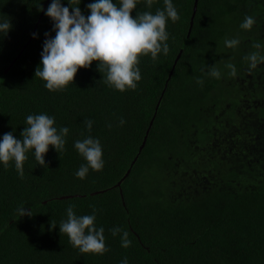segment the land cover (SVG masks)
Listing matches in <instances>:
<instances>
[{"label": "trees", "instance_id": "trees-1", "mask_svg": "<svg viewBox=\"0 0 264 264\" xmlns=\"http://www.w3.org/2000/svg\"><path fill=\"white\" fill-rule=\"evenodd\" d=\"M46 2L0 0V21L12 25L0 36V136L15 130L20 139L29 114L69 128L46 165L27 153L23 179L12 163L0 166V264H264V63L249 70L244 60L264 43V0H172L179 19L166 25L168 54L141 56L142 79L125 92L104 83L95 61L63 91L34 77L45 33L55 35L49 17L39 21ZM91 2L81 0L85 16ZM163 8L140 0L132 15ZM245 16L256 21L250 31L239 27ZM232 38L235 49L225 46ZM209 66L219 79L205 75ZM86 120L105 163L81 180L73 142L89 134ZM70 205L78 216L95 208L103 255L80 253L59 232ZM19 207L32 215L20 217ZM114 227L129 233L128 248Z\"/></svg>", "mask_w": 264, "mask_h": 264}, {"label": "clouds", "instance_id": "clouds-1", "mask_svg": "<svg viewBox=\"0 0 264 264\" xmlns=\"http://www.w3.org/2000/svg\"><path fill=\"white\" fill-rule=\"evenodd\" d=\"M140 0H92L86 5L88 15L85 16L78 6L62 3V0H51L44 15L52 21L54 36L45 33L42 45L41 61L34 77L41 79L49 92L63 91L73 84L74 76L80 68H88L96 62L99 72H103L104 83L119 92L135 90L142 79L139 62L141 56H150L155 61L158 54L167 55L169 34L167 22H175L179 14L172 0H163L164 8L155 13L144 11L136 13ZM154 0H144L145 7L151 9ZM71 8V11H70ZM256 23L252 16H245L239 27L250 31ZM12 25L10 21H0V36L7 35ZM37 34H33L36 38ZM240 44L238 38L226 39L225 46L235 49ZM253 51L244 57L248 69L252 70L258 64L264 63V43L253 44ZM230 75L235 76L237 69L233 64H227ZM219 79L221 72L214 66H209L205 74ZM198 84H203L202 78H197ZM125 123L119 120V125ZM88 135L73 142V148L83 158L84 163L75 172L79 179L86 178L89 170L100 171L104 167L103 149L100 139L92 136L93 121H84ZM20 133V139L8 132L0 136V166L7 169L12 163L18 176L24 178V162L27 153L32 152L40 166H44V156L49 146L59 153L64 150L66 137L69 134L67 126H55V117L46 113L29 114ZM111 128L112 125L108 124ZM19 216H31V210L25 207L17 209ZM96 210L91 214L78 216L74 206L66 209V219L60 221L59 232L68 237L69 243L80 253L103 255L108 248L105 243L104 227L96 226ZM53 228L56 225H52ZM113 237L119 235L121 247L128 248L131 240L129 233L119 227L110 229ZM120 264H128L124 257Z\"/></svg>", "mask_w": 264, "mask_h": 264}, {"label": "water", "instance_id": "water-1", "mask_svg": "<svg viewBox=\"0 0 264 264\" xmlns=\"http://www.w3.org/2000/svg\"><path fill=\"white\" fill-rule=\"evenodd\" d=\"M49 1H50V0H47V2L45 3V5H44V7H43V10H46V8H47V6H48V4H49ZM43 10H42V14H41V16H40V18H39V21L42 20V17H43V15H44V11H43ZM38 23H39V22H38ZM38 23H37L36 26H35V30H34V33H33V34H36L37 27H38ZM19 56H20V54H19L18 57L12 62V64H11L10 67L8 68V70L14 65V63H15L16 60L19 58ZM180 56H181V54L178 55V58H177V60H176V62H175V64H174V68H175V66H176V64H177V62H178ZM172 74H173V71L170 73V76H169V77H172ZM155 116H156V115H155ZM152 123H153V121L151 122V125H152ZM148 132H149V130H148ZM144 145H145V142L143 143V146H144ZM143 146H142V147H143Z\"/></svg>", "mask_w": 264, "mask_h": 264}]
</instances>
